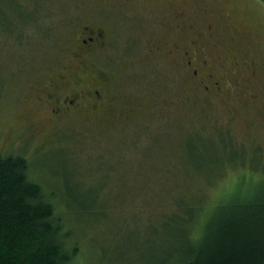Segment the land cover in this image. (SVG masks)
Listing matches in <instances>:
<instances>
[{"label":"rangeland","instance_id":"obj_1","mask_svg":"<svg viewBox=\"0 0 264 264\" xmlns=\"http://www.w3.org/2000/svg\"><path fill=\"white\" fill-rule=\"evenodd\" d=\"M0 11L27 20L0 35V156L28 159L72 264H159L177 247L161 230L174 203L199 208L198 233L220 203L264 186V0H0ZM85 27L102 46L75 58ZM185 51L207 61L196 79ZM101 74L107 99L79 127L51 118L48 83L93 90ZM204 74L222 89L207 92ZM191 134L205 154L186 155Z\"/></svg>","mask_w":264,"mask_h":264},{"label":"trees","instance_id":"obj_2","mask_svg":"<svg viewBox=\"0 0 264 264\" xmlns=\"http://www.w3.org/2000/svg\"><path fill=\"white\" fill-rule=\"evenodd\" d=\"M26 22L0 11V35ZM183 139L187 156L199 147L205 154L208 140ZM198 217L199 208L182 201L161 213V230L177 247L162 250L159 264H264V186L220 203L195 233ZM62 227L50 195L30 178L28 159L0 156V264H72L76 247L65 249L69 233Z\"/></svg>","mask_w":264,"mask_h":264},{"label":"flooded vegetation","instance_id":"obj_3","mask_svg":"<svg viewBox=\"0 0 264 264\" xmlns=\"http://www.w3.org/2000/svg\"><path fill=\"white\" fill-rule=\"evenodd\" d=\"M103 33L101 31H97L90 28H83L81 31L77 41L76 50L77 54L75 58L88 56L90 55L94 49L102 46V36ZM185 55L188 56V61L186 62V68L191 71L192 78H198L199 72L198 70H202V66L207 65V61L196 59L198 57L196 53H191L185 51ZM197 60L200 62V65L196 63ZM252 65V62L250 63ZM195 68H191V67ZM240 66V64H237ZM254 72V70L252 71ZM201 73V72H200ZM203 74V73H202ZM203 77L205 84L204 88L207 92L210 93L211 89L214 93L219 92L222 87L220 86L222 81L213 80L214 74L201 75ZM99 79V83H95L93 86V90H87L83 81L81 79L74 78L73 82H69V88L62 95L56 93V89L60 84H63L62 79H59L57 82L48 83V92H46L47 99L49 100V105L51 106L50 114L51 118L54 121H62L67 122L70 127H79L75 124H70L74 119L79 117L78 113L84 108H97L102 106L107 99L105 94V89L107 87V79L105 75L101 74L97 77ZM201 81V84L204 83ZM211 83V85L209 83ZM216 97V96H214Z\"/></svg>","mask_w":264,"mask_h":264}]
</instances>
